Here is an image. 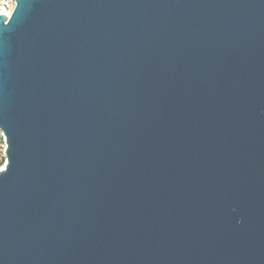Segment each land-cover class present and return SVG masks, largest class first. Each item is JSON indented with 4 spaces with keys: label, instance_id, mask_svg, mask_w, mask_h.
Masks as SVG:
<instances>
[{
    "label": "water",
    "instance_id": "1",
    "mask_svg": "<svg viewBox=\"0 0 264 264\" xmlns=\"http://www.w3.org/2000/svg\"><path fill=\"white\" fill-rule=\"evenodd\" d=\"M0 128V264H264V0H15Z\"/></svg>",
    "mask_w": 264,
    "mask_h": 264
},
{
    "label": "built area",
    "instance_id": "2",
    "mask_svg": "<svg viewBox=\"0 0 264 264\" xmlns=\"http://www.w3.org/2000/svg\"><path fill=\"white\" fill-rule=\"evenodd\" d=\"M15 7V0H0V14L9 17ZM0 135H5L4 131L0 128ZM8 145H0V170L7 164L6 149Z\"/></svg>",
    "mask_w": 264,
    "mask_h": 264
},
{
    "label": "bare ground",
    "instance_id": "3",
    "mask_svg": "<svg viewBox=\"0 0 264 264\" xmlns=\"http://www.w3.org/2000/svg\"><path fill=\"white\" fill-rule=\"evenodd\" d=\"M6 135H0V145H7Z\"/></svg>",
    "mask_w": 264,
    "mask_h": 264
}]
</instances>
